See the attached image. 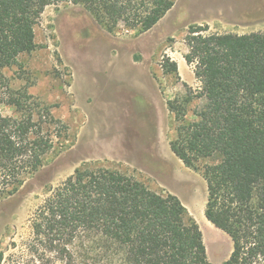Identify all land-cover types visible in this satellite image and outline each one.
<instances>
[{
	"label": "trees",
	"instance_id": "trees-1",
	"mask_svg": "<svg viewBox=\"0 0 264 264\" xmlns=\"http://www.w3.org/2000/svg\"><path fill=\"white\" fill-rule=\"evenodd\" d=\"M175 0H0V200L36 173L68 127L51 106L9 87L2 70L36 48L34 28L45 8L71 4L108 33L144 34ZM184 60L200 83L166 102L173 115L170 151L206 184L205 219L226 234L223 264H264V31L209 33L190 25ZM163 75H177L169 57ZM194 99L203 104L192 110ZM28 264H211L202 233L173 194L149 189L133 174L95 164L49 190L30 218ZM0 254V262L2 261Z\"/></svg>",
	"mask_w": 264,
	"mask_h": 264
},
{
	"label": "rangeland",
	"instance_id": "rangeland-1",
	"mask_svg": "<svg viewBox=\"0 0 264 264\" xmlns=\"http://www.w3.org/2000/svg\"><path fill=\"white\" fill-rule=\"evenodd\" d=\"M209 1L175 0L163 18L168 19L141 35L123 29L108 33L80 6L45 8L34 28L35 50L2 74L11 89L26 90L51 106L68 127L67 140L55 145L14 195L0 200V264H28L32 214L49 190L87 164L133 174L152 191L175 195L198 225L208 261L223 264L228 259L230 238L204 216L205 181L169 148L175 124L166 102L200 87L193 66L184 60V38L190 25H205L193 9ZM220 3L225 13L230 4L232 16L209 33L264 30V0ZM164 56L176 62L177 75L162 74ZM202 104L194 99L187 119ZM0 114L18 117L5 105Z\"/></svg>",
	"mask_w": 264,
	"mask_h": 264
},
{
	"label": "crops",
	"instance_id": "crops-1",
	"mask_svg": "<svg viewBox=\"0 0 264 264\" xmlns=\"http://www.w3.org/2000/svg\"><path fill=\"white\" fill-rule=\"evenodd\" d=\"M195 5H199V10H196L195 8L193 10L202 14L203 20L200 24L207 25L210 30L215 29L219 24H224L226 22V19H229L230 16H232L230 11V4L228 5L227 13H225V11H223L221 8L220 0H210L208 3L201 4V6L200 3H196ZM163 18L155 27H157L163 20L168 19V17H166L165 19Z\"/></svg>",
	"mask_w": 264,
	"mask_h": 264
}]
</instances>
